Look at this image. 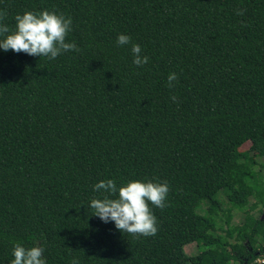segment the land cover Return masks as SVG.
<instances>
[{
	"label": "trees",
	"instance_id": "obj_1",
	"mask_svg": "<svg viewBox=\"0 0 264 264\" xmlns=\"http://www.w3.org/2000/svg\"><path fill=\"white\" fill-rule=\"evenodd\" d=\"M41 10L71 17L79 50L0 51V264L14 242L47 264H264V0H0L10 30ZM107 179L168 183L154 236L93 215Z\"/></svg>",
	"mask_w": 264,
	"mask_h": 264
},
{
	"label": "clouds",
	"instance_id": "obj_2",
	"mask_svg": "<svg viewBox=\"0 0 264 264\" xmlns=\"http://www.w3.org/2000/svg\"><path fill=\"white\" fill-rule=\"evenodd\" d=\"M4 16L5 13L0 11V51L11 50L54 60L62 52L79 50L75 42L66 41L72 25L70 16L49 10L24 11L14 17L15 25L11 30L2 22ZM115 43L117 47L130 45L134 65L142 66L148 62V56L142 54L141 46L132 42L129 35L118 34ZM177 78V73L170 72L166 77L168 86L173 87ZM92 190L101 193L100 198L94 197L89 201L93 215L101 222L113 223L120 232L146 237L156 234L157 218L152 207L166 206L169 192L166 181L129 180L117 186L113 179H107L96 182ZM43 253L44 247L41 245L25 247L20 242H14L10 264H47Z\"/></svg>",
	"mask_w": 264,
	"mask_h": 264
},
{
	"label": "rangeland",
	"instance_id": "obj_3",
	"mask_svg": "<svg viewBox=\"0 0 264 264\" xmlns=\"http://www.w3.org/2000/svg\"><path fill=\"white\" fill-rule=\"evenodd\" d=\"M246 146H248V144H246L244 147H246ZM254 159L256 161V164L254 165V169H255V171L258 172V175L261 177V180L264 182V155L263 156H255ZM219 197L221 199L219 214L225 213V212H230V214H231L230 224L231 225L241 224L244 221V212L237 209V208L232 207L230 205V202L227 200V198L223 194H220ZM254 200H255L254 196L250 197L249 198V204L254 202ZM200 208H201V210H204L206 208V204H202ZM252 213L254 214L255 217L263 218L264 217V205L259 204L252 211ZM217 221L219 224L223 225V227H224L223 217H220L219 219H217ZM219 232H221V231H219ZM221 233H223V232H221ZM185 251L189 255H192V254H195L198 252V247H197L196 243L193 241V242L187 243L185 245ZM261 260L264 261V257ZM229 264H234V263L232 261H230Z\"/></svg>",
	"mask_w": 264,
	"mask_h": 264
}]
</instances>
